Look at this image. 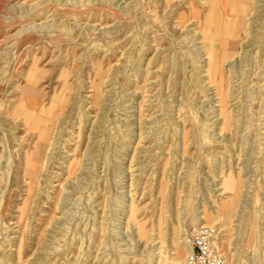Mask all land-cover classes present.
Masks as SVG:
<instances>
[{"label": "rangeland", "instance_id": "374dc122", "mask_svg": "<svg viewBox=\"0 0 264 264\" xmlns=\"http://www.w3.org/2000/svg\"><path fill=\"white\" fill-rule=\"evenodd\" d=\"M197 237L264 264V0H0V264H196Z\"/></svg>", "mask_w": 264, "mask_h": 264}, {"label": "bare ground", "instance_id": "6f19581e", "mask_svg": "<svg viewBox=\"0 0 264 264\" xmlns=\"http://www.w3.org/2000/svg\"><path fill=\"white\" fill-rule=\"evenodd\" d=\"M212 14H213V12L211 11V12H209L208 14H207V17H206V23L208 24L207 26H205L206 28H204L203 29V33L204 34H211L212 33V31H211V27L212 28H214V24L216 23V20L217 21H219V18H213V16H212ZM215 22V23H214ZM23 29V28H22ZM26 30V29H25ZM24 30H22L21 32H23ZM27 31V30H26ZM25 32V31H24ZM248 40V39H247ZM200 43V42H199ZM213 48H209V49H207V51H206V54H207V57H206V59H207V71L208 70H210L211 71V65H213L212 63H214L215 62V60H216V57H215V54H213ZM217 61V60H216ZM209 72V71H208ZM224 93V92H223ZM38 105H36V107L34 106V108L37 110L38 108ZM55 110H56V104L55 103H53L51 106H50V108L49 109H47V110H40V112L43 114V116H42V118H38L37 116L35 117V118H33L32 120H31V123L30 124H36V126H37V128H38V130H39V139L43 142V143H47L48 145H47V150H46V154L48 153V152H50L52 149H51V147H53L54 145H55V139L57 138V136H58V132L56 131L55 132V134H54V136L53 137H49V132H50V126H51V124H52V120H53V118H52V114L53 113H55ZM32 111V110H31ZM56 116V115H55ZM55 116H53V117H55ZM31 118H32V115L30 116ZM30 117H27V119L28 120H30L31 118ZM57 117V116H56ZM96 118V117H95ZM27 119H26V121H27ZM59 121V120H58ZM55 122V121H54ZM57 124V123H56ZM55 124V125H56ZM55 127V126H54ZM64 131V130H63ZM91 131H92V129H91ZM54 132V131H53ZM52 134V135H53ZM49 154V153H48ZM45 166V165H44ZM42 167H43V165H42ZM44 168V167H43ZM32 169L33 170H36V172L38 173V171L40 170V165H38V164H35V166H32ZM228 180V179H227ZM226 180V182H228ZM230 184V186H232V183H228V185ZM225 185V184H224ZM228 187V186H227ZM232 188H233V186H232ZM227 189V188H226ZM28 191H30V187L27 189ZM31 190H32V188H31ZM226 206V205H225ZM237 211V210H236ZM200 219V218H199ZM202 219V218H201ZM207 229V227H205V226H202V228H200V229ZM201 230V231H202ZM200 231V230H199ZM209 231V230H208ZM188 254H191V250H190V248H188Z\"/></svg>", "mask_w": 264, "mask_h": 264}, {"label": "built area", "instance_id": "2783aa9c", "mask_svg": "<svg viewBox=\"0 0 264 264\" xmlns=\"http://www.w3.org/2000/svg\"><path fill=\"white\" fill-rule=\"evenodd\" d=\"M192 246L197 250V263L196 264H211L212 251L209 243L203 238H194Z\"/></svg>", "mask_w": 264, "mask_h": 264}]
</instances>
